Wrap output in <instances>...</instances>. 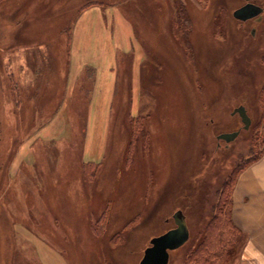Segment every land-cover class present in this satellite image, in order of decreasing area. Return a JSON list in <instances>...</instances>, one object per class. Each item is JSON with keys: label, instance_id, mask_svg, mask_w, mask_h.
<instances>
[{"label": "rangeland", "instance_id": "374dc122", "mask_svg": "<svg viewBox=\"0 0 264 264\" xmlns=\"http://www.w3.org/2000/svg\"><path fill=\"white\" fill-rule=\"evenodd\" d=\"M245 2L0 0V264H139L179 210L190 239L169 264H238L246 235L232 227L192 252L264 150V23L233 18ZM106 33L128 37L114 91ZM76 54L99 62L106 90Z\"/></svg>", "mask_w": 264, "mask_h": 264}, {"label": "crops", "instance_id": "0c3cea01", "mask_svg": "<svg viewBox=\"0 0 264 264\" xmlns=\"http://www.w3.org/2000/svg\"><path fill=\"white\" fill-rule=\"evenodd\" d=\"M115 16L113 22H117V30L119 31L120 26L126 27L122 23L119 24L118 18ZM104 24V22H101V25ZM105 38L108 41L104 49L107 53L105 57L112 59L110 66L114 63L113 67L109 66L106 72H108L107 76H109V80H111V83H109L110 89L111 91H114L117 82V71L116 69L114 70L116 58L118 51L121 52V49L119 50V48L124 46V44L128 46V37L125 40L121 37L122 41L120 44H116V42L113 41V36H111L110 33H106ZM100 55L104 56V53ZM78 57L77 54L76 56L74 55L73 62L74 65L78 63L77 66H83L79 73L84 70L83 68H85L86 65L95 67V69H97V90H99V88L101 90L105 89L102 80H105L103 79V76L106 72L102 71L99 62L90 60L84 61L83 59H78ZM73 68L74 66H72V69ZM134 74L135 76L132 81H137L138 71L135 70ZM130 82L131 79L129 78L128 86L132 90L133 87L130 85ZM97 93L98 91L96 92V95ZM233 203V222L237 230L246 235V242L243 246L244 248L238 264H264V156L258 161L246 166L239 173L233 193Z\"/></svg>", "mask_w": 264, "mask_h": 264}, {"label": "water", "instance_id": "95a60500", "mask_svg": "<svg viewBox=\"0 0 264 264\" xmlns=\"http://www.w3.org/2000/svg\"><path fill=\"white\" fill-rule=\"evenodd\" d=\"M263 9L252 3H249L234 11L233 16L240 21H246L260 15ZM233 114H239L244 129L248 130L252 120L244 106H240L233 111ZM239 132L223 133L218 136L219 140L227 143L234 141ZM176 227L164 234L152 238L139 264H169L170 252L180 249L190 238V229L186 216L179 210L173 215Z\"/></svg>", "mask_w": 264, "mask_h": 264}, {"label": "trees", "instance_id": "16d2710c", "mask_svg": "<svg viewBox=\"0 0 264 264\" xmlns=\"http://www.w3.org/2000/svg\"><path fill=\"white\" fill-rule=\"evenodd\" d=\"M15 131V130H14ZM12 136H13V134H12ZM264 156V150L257 156V157H255L254 159L252 158V159H250V160H248V162L246 163V164H244V166H242L238 171H237V173H236V178H234L233 180V186H232V192H233V190H234V186H235V184H236V181H237V178H238V175H239V173L246 167V166H248V165H250L251 163H253V162H255V161H258L260 158H262ZM224 190H225V187L223 188V190H220L221 192H220V195H221V197H222V195L224 194ZM232 192H230V194H228V196H226V198H227V200H226V202L227 203H229L230 205H231V203H232ZM223 198V197H222ZM216 208H217V206L216 207H214V209H215V211H216ZM222 215H220V217H219V215L217 214V212H215V214L213 215V219L211 220V222H210V224L211 225H209L207 228H206V232H205V235H204V237H203V239L200 241V243L194 248V250H193V254H194V256L195 257H198L199 258V253H203L204 251V253H208V252H212V251H214L215 252V247H216V243H217V241L219 242V239H220V241L222 242V243H224V244H228L229 243V239H227L228 238V236H225L226 234H229L230 233V230H229V228L230 227H232L236 232H238V233H240L238 230H237V228H236V226H235V224H234V222H233V218H232V209H230V211L228 210V211H226L224 214L223 213H221ZM224 221L225 222H227L229 225H227L226 227H228L227 229H226V227H225V229L223 228V225H224ZM218 222V223H217ZM216 223V224H215ZM212 225H215L214 226V228H215V230H216V233H214L213 231V226ZM212 227V228H211ZM213 230V231H212ZM213 233L214 234H216L217 235V237L215 238V239H213ZM219 235V236H218ZM217 238H219V239H217ZM216 241V242H215ZM220 243V242H219ZM223 244V245H224ZM182 248V247H181ZM174 252V251H173ZM206 253V254H207ZM230 256V254H228L227 253V257H229Z\"/></svg>", "mask_w": 264, "mask_h": 264}, {"label": "flooded vegetation", "instance_id": "af4514ba", "mask_svg": "<svg viewBox=\"0 0 264 264\" xmlns=\"http://www.w3.org/2000/svg\"><path fill=\"white\" fill-rule=\"evenodd\" d=\"M249 3H252V4H254V5H256V6H259L260 8H262L263 9V12L260 14V15H258V16H255V17H253V18H251V19H248V20H246V21H240V20H237V19H235L234 18V16H233V18L235 19V20H237L238 22H239V24L241 23V24H246V23H250V22H252L253 24H254V26H259L260 24H263L264 23V2H262L261 0H246V2L243 4V5H241L240 7H238L237 9H239V8H241V7H243V6H245V5H247V4H249ZM237 9H235V10H237ZM234 10V11H235ZM234 11H233V13H234ZM256 32H257V28L256 27H254L253 29H252V31H251V34L252 35H255L256 34ZM240 106H244V105H240ZM239 106V107H240ZM245 108H246V106H244ZM236 108H238V107H236ZM236 108H234V110L236 109ZM233 110V111H234ZM246 110H247V108H246ZM233 111L231 112V115L232 116H235V115H238L239 116V114H233ZM247 112H248V110H247ZM249 114V113H248ZM250 115V114H249ZM251 117V116H250ZM239 118H240V116H239ZM241 119V118H240ZM251 120H252V118H251ZM241 123H242V121H241ZM242 125H243V123H242ZM251 125H252V123H251ZM251 127V126H250ZM243 128H244V125H243ZM232 132H239V135H240V132H241V129L240 130H235V131H230V132H223V133H232ZM223 133H220V134H223ZM219 134V135H220ZM219 135H217V143H218V147H221L222 146V143H225V147H229V144L230 143H232V142H230V143H227L226 141H224V140H219L218 139V136ZM238 135V136H239Z\"/></svg>", "mask_w": 264, "mask_h": 264}, {"label": "bare ground", "instance_id": "6f19581e", "mask_svg": "<svg viewBox=\"0 0 264 264\" xmlns=\"http://www.w3.org/2000/svg\"><path fill=\"white\" fill-rule=\"evenodd\" d=\"M186 245V244H185Z\"/></svg>", "mask_w": 264, "mask_h": 264}]
</instances>
